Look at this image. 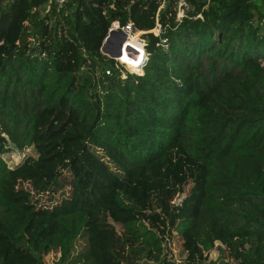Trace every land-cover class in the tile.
I'll return each instance as SVG.
<instances>
[{
  "label": "trees",
  "instance_id": "trees-1",
  "mask_svg": "<svg viewBox=\"0 0 264 264\" xmlns=\"http://www.w3.org/2000/svg\"><path fill=\"white\" fill-rule=\"evenodd\" d=\"M177 2L0 0V264H264V0ZM114 21L144 40L123 78L101 50ZM25 147L46 192L28 203L2 156Z\"/></svg>",
  "mask_w": 264,
  "mask_h": 264
},
{
  "label": "rangeland",
  "instance_id": "rangeland-1",
  "mask_svg": "<svg viewBox=\"0 0 264 264\" xmlns=\"http://www.w3.org/2000/svg\"><path fill=\"white\" fill-rule=\"evenodd\" d=\"M181 13L182 10L178 12V16H180ZM141 34L142 33H140L139 31L136 32V39L138 37L141 38ZM111 49L113 48L111 47ZM141 56L142 55H138V57L136 58L137 63L141 60ZM145 59H146V55L142 57V60L140 62L141 65L143 64ZM124 68L129 72H137L140 69V67H138V70H133L125 65ZM93 69L95 72V78L97 77L101 78L102 74H104V72H106L108 68L102 69L100 65H97L96 68L93 67ZM2 156L5 159L11 173L17 176L15 183L16 188L23 187V189L28 191L25 194H21L22 195L21 198L24 201L28 203L30 197L32 199H35L36 197H40V195L44 193L46 194V192H43L45 187V177L42 173L40 161L37 158V153L33 147H25L23 149L12 148L9 152L3 154ZM193 183H194L193 178H189L186 181V183H184L181 186L180 192L173 201V214L175 220H177V214L180 210V207L183 205V202L189 198L190 189ZM36 190L40 191L39 192L40 194H38ZM142 204L145 205V202L142 201ZM142 219L148 227L157 230L164 238V252L168 256V258L171 260H175L177 262H182L183 260L180 259V255H179V247L175 243L176 232L174 230L173 223L170 220H167L166 230L163 233L162 232L163 225H161L160 220H158L151 213V210L149 208H146L143 211ZM217 245H220L219 241H216L215 246L209 251H204L201 249V247L197 246L194 249L193 253L196 257L201 258L204 261L208 262L211 259H215L218 256L219 250ZM58 257H59V252L57 250H49V251L44 250L42 252L43 264H57ZM138 264H150V263L139 262Z\"/></svg>",
  "mask_w": 264,
  "mask_h": 264
},
{
  "label": "built area",
  "instance_id": "built-area-1",
  "mask_svg": "<svg viewBox=\"0 0 264 264\" xmlns=\"http://www.w3.org/2000/svg\"><path fill=\"white\" fill-rule=\"evenodd\" d=\"M67 0H50L51 3H55V4H58V5H62L63 3H65ZM184 7H187V0H178L177 2V16H178V12H180L182 10V13L180 16L178 17H181L183 15V12H184ZM115 29V30H122L125 34L124 36V43L122 45V53L123 51H127L128 55L131 56V57H134V58H137L138 55H142L144 57L145 55V51H144V40L141 38H139L138 36V39L140 40V43L142 44V47H138V46H135L131 43V39L134 35H136V32H138L134 25L129 22L128 24L124 25V26H120L119 22L118 21H114L110 27V29ZM109 29V30H110ZM140 33H142L141 31H139ZM154 32L155 33H159L160 32V29H159V26H157L155 29H154ZM109 33V32H108ZM108 36V35H107ZM123 38V35H120V34H116L114 35L113 37V43H112V48H115V46L120 42V40ZM115 45V46H113ZM137 50V52L135 51ZM111 57V56H109ZM123 57V54L120 55V56H116V57H111V58H114L117 62L116 64V67L118 69V73H119V76H121L122 78L126 76V67L125 68H121V66L119 64H122L123 66H128L127 62H124L122 61V58ZM141 60L138 62V66L137 67H140L141 65ZM106 73L107 74H110V73H113V69L112 68H109L106 70Z\"/></svg>",
  "mask_w": 264,
  "mask_h": 264
},
{
  "label": "water",
  "instance_id": "water-1",
  "mask_svg": "<svg viewBox=\"0 0 264 264\" xmlns=\"http://www.w3.org/2000/svg\"><path fill=\"white\" fill-rule=\"evenodd\" d=\"M116 34L123 35V38L115 46V48L111 49L113 37ZM124 36H125V34H124V32L122 30H115V29L111 28L109 30L108 36L105 38V40H104V42L102 44V47H101L102 52L108 54V56H111V57L120 56L122 54V49L121 48H122V45H123V43L125 41Z\"/></svg>",
  "mask_w": 264,
  "mask_h": 264
},
{
  "label": "bare ground",
  "instance_id": "bare-ground-1",
  "mask_svg": "<svg viewBox=\"0 0 264 264\" xmlns=\"http://www.w3.org/2000/svg\"><path fill=\"white\" fill-rule=\"evenodd\" d=\"M131 43L133 44V45H135V46H137V39H136V35H134L133 37H132V39H131ZM136 52H137V50H135ZM123 54V53H122ZM121 54V55H122Z\"/></svg>",
  "mask_w": 264,
  "mask_h": 264
},
{
  "label": "clouds",
  "instance_id": "clouds-1",
  "mask_svg": "<svg viewBox=\"0 0 264 264\" xmlns=\"http://www.w3.org/2000/svg\"><path fill=\"white\" fill-rule=\"evenodd\" d=\"M126 71V70H125Z\"/></svg>",
  "mask_w": 264,
  "mask_h": 264
}]
</instances>
